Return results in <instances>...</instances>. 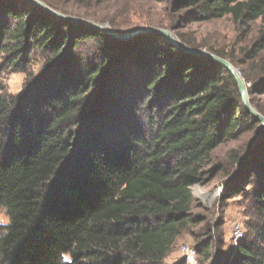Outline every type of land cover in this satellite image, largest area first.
Masks as SVG:
<instances>
[{"label": "trees", "instance_id": "trees-1", "mask_svg": "<svg viewBox=\"0 0 264 264\" xmlns=\"http://www.w3.org/2000/svg\"><path fill=\"white\" fill-rule=\"evenodd\" d=\"M153 1L187 24L229 16L240 40L259 21L243 57L264 52V0ZM34 57L32 94L9 96L2 75L26 73ZM248 94L264 96V83ZM245 132L254 145L231 158L239 172L222 199L246 194L255 221L231 254L199 237L195 264H264V129L234 78L159 36L117 42L0 0V264H163L203 221L190 188L211 178V153Z\"/></svg>", "mask_w": 264, "mask_h": 264}, {"label": "rangeland", "instance_id": "rangeland-1", "mask_svg": "<svg viewBox=\"0 0 264 264\" xmlns=\"http://www.w3.org/2000/svg\"><path fill=\"white\" fill-rule=\"evenodd\" d=\"M39 1L43 4H49L54 8V11L62 15L106 26L119 35L129 34L132 31L143 28L170 30L172 36L181 45H184L181 41H186L192 45H184L187 48L208 53L213 50L224 55L223 59L229 63L230 61L227 57L231 58L232 64H230L237 71V75L245 82V87L249 83H252V85L264 83V52L254 61H246L243 57L244 51L257 36L259 21L252 23L250 34L244 40H240L239 31L229 16L204 23L187 24L180 20L179 14L171 11L168 4L157 3L153 0ZM112 39L117 42H128ZM82 55L90 59L95 57L90 50H86ZM41 64V58L34 57L31 64L32 69L30 67V70L26 73L6 71L2 75V79L7 94L23 98L30 96L32 92H26L29 85V73L33 71L34 74H37ZM129 96L127 94L125 98L129 99ZM248 98L251 107L256 112H258L256 108H260L264 112L263 95L249 96L248 94ZM259 127L261 128L260 124ZM252 138V133L245 132L236 140H229L220 145L211 153L207 165L212 175L211 178L204 185H194L190 188L194 199L192 213L202 218L203 221L196 228L181 234L173 250L163 260V264H176L182 260L186 261L182 248L194 249L198 243L197 239L199 237L204 238L209 233V237H212L216 245L221 242L220 245L218 244L220 246L219 249L228 254H231L236 243L243 239L246 230L255 221V215L252 213V203L245 197L246 194L224 200L222 196L224 194L223 188L232 183L233 179H229V177L232 176V173L239 172H236L234 165L231 163V158L233 155L239 158L246 155L248 149L254 145L251 141ZM246 189L250 191V188ZM7 224L8 218L6 214L0 211V225ZM235 226L241 228L242 235L238 241H235L233 237ZM195 257L193 258L195 259Z\"/></svg>", "mask_w": 264, "mask_h": 264}, {"label": "water", "instance_id": "water-1", "mask_svg": "<svg viewBox=\"0 0 264 264\" xmlns=\"http://www.w3.org/2000/svg\"><path fill=\"white\" fill-rule=\"evenodd\" d=\"M18 1H23L31 6H35L38 9L44 11L45 13L67 23H75V24H80L84 27H88L90 29L96 30L106 36L115 38L118 41H129L138 35L141 34H151L155 36H159L162 39H164L167 43L173 45L174 47L180 49L184 53L191 54L194 56L198 57H204L218 65H220L222 68H224L227 72L231 74V76L234 78L238 91L240 94V99L241 103L245 109V111L252 116L255 120H257L261 126V128L264 129V117L261 116L258 112H256L250 105L249 103V98H248V90L245 87V82L237 75V71L234 69V67L225 59L218 57L216 55L210 54L205 51H200V50H194L191 48H187L184 45H181L176 39L172 36L170 30H162V29H153V28H143V29H138L135 31H132L129 34H124V35H119L112 30H110L106 26H101L98 24L90 23L87 21H84L82 19L74 18V17H68L65 15H62L53 9L49 8L39 0H18Z\"/></svg>", "mask_w": 264, "mask_h": 264}, {"label": "built area", "instance_id": "built-area-1", "mask_svg": "<svg viewBox=\"0 0 264 264\" xmlns=\"http://www.w3.org/2000/svg\"><path fill=\"white\" fill-rule=\"evenodd\" d=\"M251 87V84H247L246 85V89L248 90ZM241 228L239 226H235L234 230H233V237L235 241H238L241 238ZM182 252L184 253V256L186 258V263L187 264H194V258L195 255V251L194 249H190L188 247H183L182 248Z\"/></svg>", "mask_w": 264, "mask_h": 264}]
</instances>
